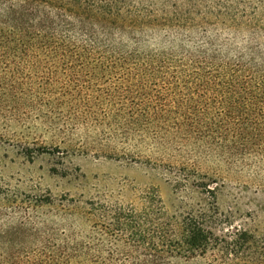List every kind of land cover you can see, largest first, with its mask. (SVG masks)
<instances>
[{
  "label": "trees",
  "instance_id": "trees-1",
  "mask_svg": "<svg viewBox=\"0 0 264 264\" xmlns=\"http://www.w3.org/2000/svg\"><path fill=\"white\" fill-rule=\"evenodd\" d=\"M130 5L0 0V119L129 124L228 161L263 153L264 54L254 47L232 56L209 36L194 46L146 47L144 19ZM227 22L254 25L255 37L264 18ZM77 210L70 216L90 225L83 236L25 219L1 230L0 264H177L208 255L217 264H264V237L222 230L216 204L170 215L149 192L139 204L92 201Z\"/></svg>",
  "mask_w": 264,
  "mask_h": 264
},
{
  "label": "rangeland",
  "instance_id": "rangeland-1",
  "mask_svg": "<svg viewBox=\"0 0 264 264\" xmlns=\"http://www.w3.org/2000/svg\"><path fill=\"white\" fill-rule=\"evenodd\" d=\"M129 1V12L144 19L138 31L146 47L194 46L209 36L232 56L254 47L264 54V22L255 37L254 25L227 22L233 15L264 18V0ZM30 119H0V231L25 219L83 236L90 225L70 216L74 210L87 211L92 201L139 204L155 192L170 215L216 204L222 230L264 237V152L228 161L181 149L172 137L128 131L129 124ZM184 174L192 184L181 181ZM176 263L217 264L211 255Z\"/></svg>",
  "mask_w": 264,
  "mask_h": 264
}]
</instances>
